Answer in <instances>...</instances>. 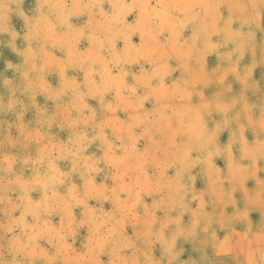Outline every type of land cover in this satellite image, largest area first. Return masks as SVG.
<instances>
[{"label":"clouds","instance_id":"1","mask_svg":"<svg viewBox=\"0 0 264 264\" xmlns=\"http://www.w3.org/2000/svg\"><path fill=\"white\" fill-rule=\"evenodd\" d=\"M0 264H264V0H0Z\"/></svg>","mask_w":264,"mask_h":264},{"label":"rangeland","instance_id":"2","mask_svg":"<svg viewBox=\"0 0 264 264\" xmlns=\"http://www.w3.org/2000/svg\"><path fill=\"white\" fill-rule=\"evenodd\" d=\"M135 42L138 43L139 42V39L136 38L135 39ZM210 63H213L214 64V60L210 61ZM221 139H222V142H226L227 141V134H225L224 136H222ZM217 163L219 164L220 167H223L224 166L223 165V162H221V161H218ZM198 187H202V185L198 184Z\"/></svg>","mask_w":264,"mask_h":264}]
</instances>
